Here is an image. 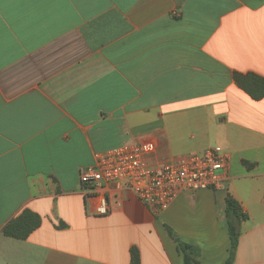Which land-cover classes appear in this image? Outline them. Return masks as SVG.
I'll return each instance as SVG.
<instances>
[{
	"label": "crops",
	"instance_id": "1",
	"mask_svg": "<svg viewBox=\"0 0 264 264\" xmlns=\"http://www.w3.org/2000/svg\"><path fill=\"white\" fill-rule=\"evenodd\" d=\"M235 72L264 77V0H0V264H132L133 247L184 264L176 236L223 264L228 195L248 215L233 264H264V97ZM146 141L156 161L226 154L223 187L155 213L81 183L98 154ZM24 210L41 225L5 235Z\"/></svg>",
	"mask_w": 264,
	"mask_h": 264
},
{
	"label": "built area",
	"instance_id": "2",
	"mask_svg": "<svg viewBox=\"0 0 264 264\" xmlns=\"http://www.w3.org/2000/svg\"><path fill=\"white\" fill-rule=\"evenodd\" d=\"M152 141L125 144L98 154L96 163L81 170V183L89 187L110 184L127 188L155 213L170 207L183 191L219 190L229 158L212 148L203 154L156 161ZM109 201L99 197L96 211L106 214Z\"/></svg>",
	"mask_w": 264,
	"mask_h": 264
},
{
	"label": "trees",
	"instance_id": "3",
	"mask_svg": "<svg viewBox=\"0 0 264 264\" xmlns=\"http://www.w3.org/2000/svg\"><path fill=\"white\" fill-rule=\"evenodd\" d=\"M236 84L246 91L253 99L259 100L264 97V77L255 73H234ZM248 218L243 212L239 202L230 195L226 199V224L231 240V248L228 259L223 264H233L235 253L241 235V224ZM41 216L31 210H24L18 217L11 220L4 227V234L7 236L26 239L41 225ZM171 236L176 234L169 228ZM175 241L184 257V264H197L200 249L194 244L181 240L176 236ZM132 264H140V253L136 247L131 249Z\"/></svg>",
	"mask_w": 264,
	"mask_h": 264
}]
</instances>
